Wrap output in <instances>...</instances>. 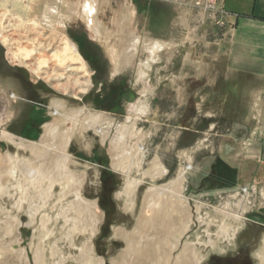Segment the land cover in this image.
<instances>
[{
  "label": "rangeland",
  "instance_id": "obj_1",
  "mask_svg": "<svg viewBox=\"0 0 264 264\" xmlns=\"http://www.w3.org/2000/svg\"><path fill=\"white\" fill-rule=\"evenodd\" d=\"M110 1L115 6V1L122 0ZM172 1L136 2L137 38L143 41L146 36L165 45L163 57L170 50L173 53L167 65L165 61L154 64L144 83L135 84L141 56L132 45L127 51V56L131 52L134 55L131 65L113 73L101 45L89 36L82 21L66 25L65 33L88 68L77 77H89L92 82L87 92L74 99L56 91V81L46 82L42 70L38 77L18 60L7 58L10 50L17 52L21 62L31 63L37 56L33 49L45 54L63 47V37L46 21L58 8L59 0H0V185L6 188L0 193V264H14L13 259L20 253L27 264H36L35 249L43 239L45 264H87L80 259L81 250L86 251L88 259L91 257L89 264H123L128 247L125 235L137 227L145 194L152 186L164 188L173 182L181 165L185 167L181 196L191 218L188 228L178 236L169 264H175L185 246L194 247L198 264H260L257 253L264 246V198L260 195L264 190V166L259 148L264 145V136L259 133L264 134V121L252 118L256 117V109L252 113V104L242 99L235 74L228 75L225 57L220 58L226 51L224 38L231 28L224 24L215 0H193L190 6L186 5L188 0ZM173 5L183 7L173 9ZM106 13L111 17L109 10ZM18 48L30 51L28 59L24 49L18 52ZM67 82L65 78L59 80L62 85ZM56 102L64 103L67 111L86 109L104 114L111 121V137L114 127L129 126L131 121L142 136L144 161L139 171L131 174L112 169L109 141L103 143L94 130L83 129L82 134L70 137L69 170L84 174L81 195L96 204L97 225L94 234L76 233L68 241L64 235L71 223L62 227L63 219L55 218L61 205L66 207L73 198L68 196L57 204L61 188L55 185L49 204L37 215L32 214L15 187L18 174H6L13 167L8 157L36 161L29 148L20 147L18 142H40L41 129L59 118L52 107ZM144 102L149 107L147 115L130 114L132 106L141 107ZM60 126L62 132L70 127L67 121ZM255 132L258 136L254 139ZM179 153L191 155L192 160L180 161ZM153 159L160 160L166 171L155 183L143 176ZM126 179L137 183L129 198L124 195ZM128 199L134 202L130 204L132 210L124 209ZM241 206L246 210L242 211ZM43 215L49 217L48 231H53L48 239L41 238ZM223 223L230 229L222 237L218 230ZM52 244L58 249L56 259L49 257Z\"/></svg>",
  "mask_w": 264,
  "mask_h": 264
},
{
  "label": "bare ground",
  "instance_id": "obj_2",
  "mask_svg": "<svg viewBox=\"0 0 264 264\" xmlns=\"http://www.w3.org/2000/svg\"><path fill=\"white\" fill-rule=\"evenodd\" d=\"M58 3V8L55 11L52 9L54 12L49 13L51 15H49L50 17H48L49 19L47 18L48 20L46 21H48L47 23L49 26L54 28L52 29L57 32V35L63 37L61 39L63 40V47L60 50H54L52 52L47 51L45 54H40L37 48L34 47L36 49L32 51L35 52L37 56L35 60H31V63L21 62L17 52H10V50L7 53V58L9 60H18L38 77V71L42 70L46 82L48 80L56 81L53 87L63 96L70 95L72 98L78 99L81 94L87 92L88 88L92 86L89 77L86 78V80H83L79 76L77 77V74L81 72L86 73L88 68L81 58L78 48L72 43L67 33L64 31L66 25L78 19L84 24L89 36L101 45L105 56L110 61L113 73H118L120 67L124 68L127 65H131L134 56L132 55L133 52L129 53V56H127V51L131 49L129 48L131 45L133 49H137L135 52L137 51V54L141 56V61L144 58L146 59L144 63L139 61L140 63L137 65L135 84L139 82L144 83L149 78L154 64L165 61L167 65V63L171 61L173 56V53H169L171 50L168 52L169 54L167 53L164 57L162 55L165 45L162 46L159 41L146 38V36L143 41L137 38V30H135V28L138 10L133 4V1H115V6H112L113 4L110 0H59ZM108 10L111 12V17H108L106 13ZM103 16L106 21L103 19ZM141 31L143 33V30ZM23 49L25 58L28 59L27 57L30 56V51H27L25 48ZM23 49L18 48L17 51L20 52V50ZM64 78L68 80V82L62 85L59 83V80ZM52 107L56 109L55 112L57 115L59 114L58 119L60 120L57 119V122L41 129L43 135L40 142H38V144L35 143L36 145L32 143L29 144V142L28 145H25L21 140L19 141L22 144L18 142L20 147L25 146L29 148L28 150L36 156V161H33V159L30 160V157L26 160H17V156L16 158L8 157L7 162H12L11 165H13V167L10 165L12 169H10V171L6 170L9 171V173L7 172L6 174H18L19 181L16 183L17 186L15 185V187L19 188L20 200L27 202L30 208L29 211L32 214L38 213L39 210H42L49 204L55 185L61 188V193L56 201L57 204L66 200L68 196L73 198V201L69 204L67 203L66 207L61 205L59 213H57V217L55 218L56 221L59 218L63 219L64 226L62 227L71 223L67 234L64 235L68 241V239L72 240L71 238L76 233L84 234L90 232L94 234L97 225L94 212L96 204L86 201L81 195V186L83 177H85L84 174L78 175L69 170V162L71 159L67 155V146L70 137L75 135V133H80L83 129L94 130L101 135V141L103 143L109 141L108 152L113 160L112 169L120 172H129L131 174L134 171L138 172L144 161L143 154L141 153L142 144H140L142 143V136L136 133L135 122L133 121L129 122V126L119 125L114 127L116 129L111 137L112 127L108 125L111 121H108V117H104V114L97 113L96 115L88 112L86 109H73L67 111L64 103L57 102ZM148 109L147 102H144L141 107L132 106L130 114H134V116L143 115ZM106 119L108 122L105 121ZM66 121L69 122L70 127L67 131L62 132L60 125ZM103 124H107V129H102ZM6 137L8 138L7 134ZM190 156L187 153H179L180 161L189 162L192 160ZM163 165L160 160L153 159L148 165L147 170L143 172V176L155 183V180L162 178L166 172ZM178 171L177 178L169 183V185L164 188L152 186L145 194L141 208L143 212L138 220L137 227L132 234L125 235L128 243L126 245L128 247H126L127 250L122 259V261L124 260L123 264L170 263L172 253L178 246V236H181V233L188 228V222L191 218V211L187 206H184V199L181 196L185 167L181 165ZM128 177L130 176L128 175L126 178ZM126 180L124 195H127V198H129L134 195L137 183L134 181L130 182L129 180L131 179ZM2 186L0 185V193L6 190V188L5 190L2 189ZM260 195L264 198V190H260ZM133 203L132 199H128L124 202V209L132 210L133 206L131 207L130 204ZM239 206L240 203L237 204V207ZM32 207L34 209H32ZM54 208L55 207H52L51 210H54ZM240 208L242 211H245L247 207L241 206ZM146 211L147 213H145ZM31 218L33 219L34 217ZM49 223V217L43 215L41 227L43 228L44 234H42L41 238L48 239V237L52 235L53 231L49 232L47 229V224ZM228 228L229 227L223 223L219 227L218 234L222 237L228 235V230L230 229ZM9 231L11 232V230ZM1 235L0 233V237ZM3 236H7V233H4ZM44 241L43 239L35 249L34 255L36 257H34V259L36 264H45L46 262L44 259ZM52 245L53 248H51L49 257L56 259L58 249H56V244ZM83 251L84 250L80 251V259L89 264L91 257L88 259V255H85L86 251ZM257 257L260 264H264V246L257 253ZM12 262H14V264H27L25 256L21 253L17 254ZM58 262L59 261H57V263ZM198 263L199 259L193 246H185L182 255H179L175 261V264Z\"/></svg>",
  "mask_w": 264,
  "mask_h": 264
},
{
  "label": "crops",
  "instance_id": "obj_3",
  "mask_svg": "<svg viewBox=\"0 0 264 264\" xmlns=\"http://www.w3.org/2000/svg\"><path fill=\"white\" fill-rule=\"evenodd\" d=\"M131 1H135L134 4L138 8L137 0ZM191 1L193 0H188L186 5L190 6ZM172 2L176 3L175 0ZM215 2L222 12L224 24L231 28L224 38L226 51L220 54V58L222 55L225 57L228 75L235 74L237 89L241 90L242 99L252 104V113L256 109V117L252 115V118L264 121V0ZM173 7L176 9L183 6ZM178 22L176 21L177 24ZM260 134L264 136L259 133L260 137ZM257 136L255 132L254 139ZM259 156L264 166V145L259 148Z\"/></svg>",
  "mask_w": 264,
  "mask_h": 264
}]
</instances>
